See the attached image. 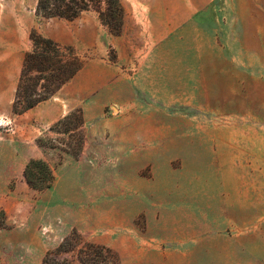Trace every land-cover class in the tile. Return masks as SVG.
<instances>
[{
	"label": "rangeland",
	"instance_id": "1",
	"mask_svg": "<svg viewBox=\"0 0 264 264\" xmlns=\"http://www.w3.org/2000/svg\"><path fill=\"white\" fill-rule=\"evenodd\" d=\"M122 2L126 17L130 0ZM223 3L263 29L258 39L241 36L246 54L237 35L152 43L142 53L141 86L133 87L132 46L142 43L135 35L115 47L107 27H90L95 10L72 21L43 19L37 0H0V118L7 121L0 126V264H41L73 228L112 247L121 264H264V0H218L208 26L218 22L207 17L222 22ZM33 27L93 61L63 96L72 108L86 106L78 159L44 147L69 140L54 124L44 130L12 112ZM239 62L247 72L237 71ZM108 64L120 74L119 89L72 99L110 74ZM31 158L54 168L52 187L29 186L23 171Z\"/></svg>",
	"mask_w": 264,
	"mask_h": 264
},
{
	"label": "trees",
	"instance_id": "2",
	"mask_svg": "<svg viewBox=\"0 0 264 264\" xmlns=\"http://www.w3.org/2000/svg\"><path fill=\"white\" fill-rule=\"evenodd\" d=\"M95 10L109 32L120 35L124 27L125 8L122 0H37L36 13L43 19L75 20L84 12ZM32 48L24 53L21 72L12 102V112L25 113L52 98L83 68L85 58L71 45H61L42 35L37 28L30 31ZM51 130L69 136L62 146L49 139L45 148H59L78 159L86 142L85 117L80 107L60 118ZM42 145L43 138H38ZM30 187L43 191L55 182L54 168L43 158H31L23 171ZM41 264H121L119 254L110 246L84 237L73 228L54 249L48 250Z\"/></svg>",
	"mask_w": 264,
	"mask_h": 264
},
{
	"label": "crops",
	"instance_id": "3",
	"mask_svg": "<svg viewBox=\"0 0 264 264\" xmlns=\"http://www.w3.org/2000/svg\"><path fill=\"white\" fill-rule=\"evenodd\" d=\"M160 2H163L162 6H160ZM217 4L218 0H208L201 4L194 0H130L128 3L130 15L124 17L123 32L120 36L114 35V39H111V43L115 47H117L120 40H122L121 37L127 39L128 35H135V39L142 41V43L133 44L132 46V57L138 58L139 63L133 64L131 68L133 74L130 75L128 79L131 83L130 85L133 87L141 86L140 75L139 77L137 75L146 70L144 67L145 55L142 56V53L145 52V48H150L152 43L157 47H163L168 43L174 42L176 38L181 37V35H237L241 47L244 48L241 42L242 35H255L256 39H258V35H263V29L262 27H258V23L248 27L242 22V19H240L238 15L236 16L233 14L232 5L227 7L225 3H223L222 6L224 9H228L224 11V15L221 18L222 22H220V18L215 16L207 17L208 19L218 22L213 26H208L205 18L208 14H212L214 10H216ZM159 7L163 9L162 14H160L161 11H158ZM183 10L186 12L185 17L182 15ZM90 22V27L94 28L100 26L98 24H102L97 12L96 15L90 16ZM102 25L105 26L104 24ZM246 52L247 50L245 47L242 49V53L246 54ZM119 56H121L120 50ZM92 62L93 61L85 62L78 74L70 82L65 84L52 98L18 116L24 120H26V118L35 119L44 130L49 128L52 124H55L60 118L74 109L72 108L73 106H71V102L64 99L63 96L69 91V84L73 82L77 76L81 75ZM235 66L239 72H247L248 70L245 63L241 64L239 62ZM106 68L111 70L110 74L98 75L94 82H90L88 85L74 91V93H72V99L75 101H90L93 97H97L104 88L114 86L116 89H119L121 77L116 67L108 64ZM96 102L100 103V99L98 98ZM83 112L84 117H86V127L87 112L85 105L83 107ZM41 128H39V130ZM82 176L85 179V177H92L93 174L90 175L89 173H85ZM93 177L97 176L94 175ZM88 193L86 194L88 195Z\"/></svg>",
	"mask_w": 264,
	"mask_h": 264
},
{
	"label": "bare ground",
	"instance_id": "4",
	"mask_svg": "<svg viewBox=\"0 0 264 264\" xmlns=\"http://www.w3.org/2000/svg\"><path fill=\"white\" fill-rule=\"evenodd\" d=\"M7 121L4 118H0V126L6 123Z\"/></svg>",
	"mask_w": 264,
	"mask_h": 264
}]
</instances>
